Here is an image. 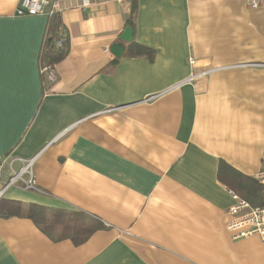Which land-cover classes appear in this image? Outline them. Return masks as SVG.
<instances>
[{"label":"crops","instance_id":"obj_1","mask_svg":"<svg viewBox=\"0 0 264 264\" xmlns=\"http://www.w3.org/2000/svg\"><path fill=\"white\" fill-rule=\"evenodd\" d=\"M19 2L0 0V198L101 227L77 244L0 216V264H264L259 237L227 229L233 193L263 202L264 6L58 0L69 49L48 83L51 5L18 15ZM29 160L35 187H6Z\"/></svg>","mask_w":264,"mask_h":264},{"label":"trees","instance_id":"obj_2","mask_svg":"<svg viewBox=\"0 0 264 264\" xmlns=\"http://www.w3.org/2000/svg\"><path fill=\"white\" fill-rule=\"evenodd\" d=\"M138 3L135 1L132 6V12L128 19V25L132 28L135 26V18L138 10ZM58 17L53 13L50 17L47 34L43 44L42 58L43 64H48L53 67L56 66L58 61L62 60L68 53L67 46H58L56 44L57 29L61 25ZM134 50L138 54H146L149 57L154 54V50L150 46L143 45L141 43H133ZM226 164L221 163L219 174L222 176V167ZM256 191L262 195L263 202L259 205L264 204V185L259 184L257 181L254 184ZM245 199V198H243ZM247 200V199H246ZM257 206V205H256ZM26 214L38 224L40 229L48 233L54 239H59L63 236H70L75 243L79 244L88 239L93 232L99 229L101 226L98 222H92L84 216L74 213L66 212L61 210H47L44 207L36 204H24L21 201L14 199L0 198V216L10 217L16 215Z\"/></svg>","mask_w":264,"mask_h":264},{"label":"built area","instance_id":"obj_3","mask_svg":"<svg viewBox=\"0 0 264 264\" xmlns=\"http://www.w3.org/2000/svg\"><path fill=\"white\" fill-rule=\"evenodd\" d=\"M251 8H259L264 6V0H246ZM51 5L49 10L52 15L58 8V0H20L17 14L18 15H37L45 13L46 6ZM56 44L67 46L68 36L65 28L59 26L57 29ZM42 75L49 82L57 79L55 67L43 64ZM33 160H29L20 170L13 171L6 187L13 185H23L26 188L35 187V179L31 170ZM28 175V176H27ZM27 176V177H26ZM1 177V174H0ZM257 181L264 185V159L263 167L256 176ZM236 202L230 207L231 218L228 220L227 229L234 239L257 236L264 242V204L253 206L248 200L240 198L238 195L232 194Z\"/></svg>","mask_w":264,"mask_h":264},{"label":"water","instance_id":"obj_4","mask_svg":"<svg viewBox=\"0 0 264 264\" xmlns=\"http://www.w3.org/2000/svg\"><path fill=\"white\" fill-rule=\"evenodd\" d=\"M133 28L131 26H127L124 31L121 33L120 38L123 41H131L133 39ZM112 52L117 57H120L123 54V50L121 46L114 45L112 46Z\"/></svg>","mask_w":264,"mask_h":264}]
</instances>
